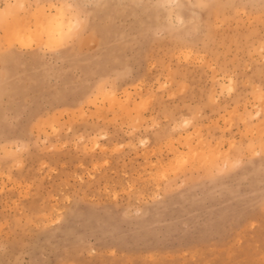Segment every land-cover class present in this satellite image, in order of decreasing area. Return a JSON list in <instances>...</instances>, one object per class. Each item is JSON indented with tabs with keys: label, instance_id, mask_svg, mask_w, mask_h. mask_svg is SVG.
Listing matches in <instances>:
<instances>
[{
	"label": "rangeland",
	"instance_id": "374dc122",
	"mask_svg": "<svg viewBox=\"0 0 264 264\" xmlns=\"http://www.w3.org/2000/svg\"><path fill=\"white\" fill-rule=\"evenodd\" d=\"M0 264H264V0H0Z\"/></svg>",
	"mask_w": 264,
	"mask_h": 264
}]
</instances>
